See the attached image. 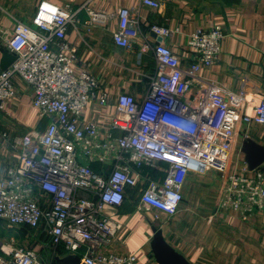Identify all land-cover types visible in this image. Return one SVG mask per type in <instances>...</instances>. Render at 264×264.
<instances>
[{
  "label": "built area",
  "instance_id": "1",
  "mask_svg": "<svg viewBox=\"0 0 264 264\" xmlns=\"http://www.w3.org/2000/svg\"><path fill=\"white\" fill-rule=\"evenodd\" d=\"M142 3L155 9L161 6L158 0ZM137 15L138 9L117 11V45L132 48ZM108 19L91 11L85 24L91 30ZM80 22L79 11L70 4L50 0L37 4L30 23L18 22L12 30L0 22V49L14 58L6 69L0 65V113L10 116L9 101L22 97L18 77L30 91L39 119L46 121L41 132L11 122V117L0 119V126L9 128L1 136L11 148L10 164L0 174V221L15 230L27 227L34 238L43 240L42 249H35L14 238L0 239V264H51L42 255L48 246L55 254L63 249L80 256V264H138L136 253L113 252L123 224L108 217L106 207H120L126 190L145 181L138 209L177 215L188 175L225 170L238 124L264 125V101L253 115L241 114L235 104L239 95L227 97L222 88L200 75L219 58L225 37L221 27L198 29L190 35L195 61L184 66L163 43L175 31L158 25L151 28L158 40L143 46L144 51H153L156 60L147 95L143 99L119 95L106 130L92 122L82 124L87 105L106 104L108 94L89 71L75 73L67 32ZM195 86L204 95L192 107L185 99ZM115 130L121 134L115 135ZM15 131L19 134L12 138ZM161 163L169 166L161 180L141 173L143 168L158 170ZM95 164L109 171H94ZM219 206L237 212L243 221L264 214V172L230 174Z\"/></svg>",
  "mask_w": 264,
  "mask_h": 264
},
{
  "label": "crops",
  "instance_id": "2",
  "mask_svg": "<svg viewBox=\"0 0 264 264\" xmlns=\"http://www.w3.org/2000/svg\"><path fill=\"white\" fill-rule=\"evenodd\" d=\"M41 0H0V22L14 29L18 22L30 23ZM58 5L70 4L79 11V26H71L67 41L73 47L76 74L89 71L98 78L102 91L108 94L106 104L92 101L83 110L81 123L92 122L106 130L113 121L118 98L122 93L143 99L149 92L150 77L156 73L152 50L143 46L158 39L151 33L154 25L174 30V35L163 43L176 53L184 66L195 61L190 35L198 29L221 27L225 37L218 60L201 76L223 89L228 97L236 93L235 104L241 114L253 115L255 107L264 101V0H158L160 8L146 6L142 0H50ZM120 8L138 9V27L131 49L121 47L114 40L118 28L117 11ZM31 9V10H29ZM91 11L109 17L106 23L88 30L86 21ZM4 50L0 49V65ZM18 85L24 91L19 99L9 101L7 110L25 121L18 122L43 132L46 121H41L30 91L20 78ZM204 91L195 86L185 102L197 107ZM115 135L120 131H113ZM264 152V125L239 123L227 167L223 171L210 170L205 175H188L183 192L184 201L175 216L164 212L138 209L147 182L128 188L120 207L107 206L105 213L123 224L116 238L113 252L136 253L138 264H158L152 257V224L160 227L167 241L192 264H264V214L243 221L235 211L220 208V195L225 179L233 173L251 172L247 162L248 145ZM97 172L109 167L95 164ZM93 166V167H94ZM169 166L158 170L143 168L141 173L161 180ZM264 172V162L257 168ZM99 170V171H98ZM161 215L160 219L155 214ZM0 228H8L11 238L26 246L42 249L43 240L27 227L12 229L0 221ZM22 241V243H21ZM51 264H69L61 261L71 255L60 249L56 254L48 246L43 249Z\"/></svg>",
  "mask_w": 264,
  "mask_h": 264
},
{
  "label": "water",
  "instance_id": "3",
  "mask_svg": "<svg viewBox=\"0 0 264 264\" xmlns=\"http://www.w3.org/2000/svg\"><path fill=\"white\" fill-rule=\"evenodd\" d=\"M14 58L8 52L4 51L1 61L2 68L6 69ZM247 162L252 169L259 167L264 162V152L248 145L246 148ZM153 237L151 240L152 257L158 264H192L187 258L174 248L166 239L163 230L152 224ZM61 261L69 264H80L81 258L78 255H68Z\"/></svg>",
  "mask_w": 264,
  "mask_h": 264
},
{
  "label": "rangeland",
  "instance_id": "4",
  "mask_svg": "<svg viewBox=\"0 0 264 264\" xmlns=\"http://www.w3.org/2000/svg\"><path fill=\"white\" fill-rule=\"evenodd\" d=\"M29 10H31V9H29ZM0 114H3V115H0V119H3L6 116V117H11L10 118L11 122L18 121V119H19L25 123L23 118L19 117L15 113L10 112V116L5 115L4 113H0ZM3 132H9L8 126H6V125L0 126V174H3L5 172L7 166L10 164V159H11V157H9V155L11 153L9 141L4 140V138L1 136V134ZM18 134H19V131H17V132L15 131L11 134V137L14 138ZM99 165H101V164H98V166ZM94 168H96V166ZM10 237H11V232H9L8 228H0V239H10ZM21 243H22V241H21ZM20 245H22V244H20ZM42 255L44 256V253Z\"/></svg>",
  "mask_w": 264,
  "mask_h": 264
},
{
  "label": "trees",
  "instance_id": "5",
  "mask_svg": "<svg viewBox=\"0 0 264 264\" xmlns=\"http://www.w3.org/2000/svg\"><path fill=\"white\" fill-rule=\"evenodd\" d=\"M94 167H95V166H94ZM94 167H92V168H93L94 171H96L97 169H95ZM98 171H99V170H98Z\"/></svg>",
  "mask_w": 264,
  "mask_h": 264
}]
</instances>
